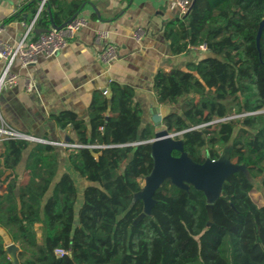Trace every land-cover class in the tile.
<instances>
[{"label":"trees","instance_id":"16d2710c","mask_svg":"<svg viewBox=\"0 0 264 264\" xmlns=\"http://www.w3.org/2000/svg\"><path fill=\"white\" fill-rule=\"evenodd\" d=\"M83 3L48 0L58 26ZM263 19L264 0H193L185 16L163 29L173 55L207 47L184 68L154 74L157 103L176 106L184 97L178 111L162 118L163 127L179 133L174 139L195 163L226 157L238 166L212 202V221L205 191L170 178L153 192L151 213L136 221L145 205L135 195L154 166L144 141L154 137L155 122L142 127L135 89L112 82L108 94L94 92L87 119L72 110L52 115L60 128L71 126L79 144L66 147L86 181L78 210L79 187L69 173L58 175L56 145L2 143L0 264H14L6 238L30 264H264V204L252 197L254 180L264 196ZM38 26H51L47 10ZM58 249L68 254L59 257Z\"/></svg>","mask_w":264,"mask_h":264},{"label":"crops","instance_id":"0c3cea01","mask_svg":"<svg viewBox=\"0 0 264 264\" xmlns=\"http://www.w3.org/2000/svg\"><path fill=\"white\" fill-rule=\"evenodd\" d=\"M38 1L0 0L1 40L15 44L25 30L21 20L32 19ZM83 1L79 15L86 19V24L77 32L75 39L55 55L42 53L35 65L22 67L16 60L12 70L18 74L17 85L5 90L0 98L2 116L12 128L49 142L61 143L54 144L59 159L58 175L67 172L73 178L78 177V173L69 162L67 146L62 144H79L71 126L60 128L52 118L53 114L72 110L87 119L94 92L109 93L111 83L117 82L135 89L134 99L142 108L144 127L154 122L155 113L163 118L179 110L178 105L157 103L154 74L160 69L184 68L188 62L197 61L206 54L199 47L179 55L171 53L163 29L171 19L182 16L175 0ZM192 1L188 0L189 7ZM34 2V6H29ZM22 10L24 12L20 18L17 14ZM98 30L109 31L118 49L119 59L110 67L104 66L99 59L103 44L95 40ZM3 66L4 62L0 60V74ZM27 76L36 80V89L32 92L25 90L24 78ZM159 124L162 125V122ZM159 124L155 123V128ZM2 151L0 146V153ZM80 183L86 185L85 182ZM6 191L7 185L1 184L0 193ZM0 232L5 233L2 228ZM6 240V249L13 263L30 264L29 256L20 258L19 246L8 238Z\"/></svg>","mask_w":264,"mask_h":264},{"label":"built area","instance_id":"2783aa9c","mask_svg":"<svg viewBox=\"0 0 264 264\" xmlns=\"http://www.w3.org/2000/svg\"><path fill=\"white\" fill-rule=\"evenodd\" d=\"M47 3L48 0H39L37 10L32 19L30 21L21 20V24L25 30L15 44H10L0 39V60L4 62L0 74V98L5 90L17 85L18 74L12 70L16 60L20 62L22 67H27L37 64L42 53L49 55L57 54L69 42L75 39L77 32L86 24V19L78 14L60 29L50 27L48 32L36 33L38 21L42 13L46 10ZM175 3L180 8L181 15L185 16L189 10L188 0H175ZM95 40L103 44V49L99 53L100 61L104 66L110 67L119 59L118 49L111 39L110 32L107 30H98L95 35ZM199 48L202 51L207 50L206 45H202ZM24 81L27 92H32L36 89V80L33 77L27 76L24 78ZM104 93L107 94L108 91H104ZM9 139H26L42 143L61 144L18 132L4 120L0 110V146H2L5 140ZM62 145L67 147L74 146L69 143ZM56 254L59 257H64L68 252L63 249H58Z\"/></svg>","mask_w":264,"mask_h":264},{"label":"water","instance_id":"95a60500","mask_svg":"<svg viewBox=\"0 0 264 264\" xmlns=\"http://www.w3.org/2000/svg\"><path fill=\"white\" fill-rule=\"evenodd\" d=\"M46 10L50 16L51 27L60 29L74 19L79 12H77L72 18L67 22L58 26L55 24L52 17V10L50 5L47 3ZM264 26V19L260 24L258 31V37L261 34L262 27ZM50 28H37L36 33L41 34L48 32ZM153 120L156 124L162 122V117L160 114L155 113ZM179 133H169L166 129L160 132H155L153 138L144 141L145 143H151L152 147V157L154 160V166L152 172L148 178L147 185L143 190V193L146 195V199L143 200L140 196L135 195L136 198L142 199L144 201L145 209L137 217L136 221L139 222L146 215L151 213V208L153 207L154 200L152 198L153 192L163 183L164 180L170 178L171 181L179 187L188 188L190 185L205 191L207 194L210 203L207 205V211L210 221L213 219V204L212 202L218 197L221 186L225 178L230 175L233 171L238 169V166L234 165L236 168L228 171L227 173H221L220 169H216L211 164L213 161H208L205 164H198L192 161L188 155L183 152V142L182 140H176L174 137ZM180 150V156H174L173 151ZM227 160L226 157L219 159ZM217 161V160H216ZM188 182L190 185L185 187L181 185L182 182ZM216 189L214 196H210L208 190Z\"/></svg>","mask_w":264,"mask_h":264},{"label":"rangeland","instance_id":"374dc122","mask_svg":"<svg viewBox=\"0 0 264 264\" xmlns=\"http://www.w3.org/2000/svg\"><path fill=\"white\" fill-rule=\"evenodd\" d=\"M205 52V51H204ZM184 100V97L180 100L179 102V105L178 107L180 108V105L182 103V101ZM165 130V128L159 124L157 127H156V131L157 132H160V131H163ZM213 164L216 169H220L221 173H227L228 171H231L232 169L236 168L234 165H232L231 162H228L226 159L225 160H220V161H213ZM77 176L79 177H76V178H73L76 182V184L78 185L79 187V202L77 204V210L79 209L80 205H81V201H82V197H83V188L84 187V184H81L80 181L82 182H85V180H83L79 174H77ZM147 182H148V178H144L142 180V190L140 192L137 193V196H140L143 200L146 199V195L143 193V190L145 189L146 185H147ZM254 182V185H255V188L253 189V192H252V197L253 199L259 204V205H262L264 204V196H263V193H262V189L260 187V183L257 182V181H253ZM181 185L185 186V187H188L190 185V183L184 181L181 183ZM210 196H214V194L216 193V189H212V190H208ZM78 212V211H77Z\"/></svg>","mask_w":264,"mask_h":264}]
</instances>
